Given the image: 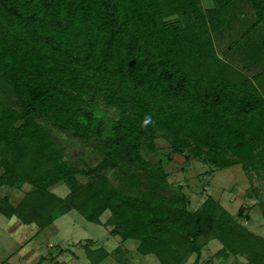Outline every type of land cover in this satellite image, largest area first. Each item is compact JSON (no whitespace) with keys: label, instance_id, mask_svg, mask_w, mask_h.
<instances>
[{"label":"trees","instance_id":"16d2710c","mask_svg":"<svg viewBox=\"0 0 264 264\" xmlns=\"http://www.w3.org/2000/svg\"><path fill=\"white\" fill-rule=\"evenodd\" d=\"M40 121L100 141L101 158L66 163ZM154 131L207 174L240 163L264 182V0H0V188L30 187L15 205L0 197V215L41 231L71 210L92 224L108 210L109 234L158 264H198L211 240L218 259L264 264L242 209L207 197L191 211L183 193L161 194L167 173L141 154ZM114 166L123 192L102 174ZM58 183L62 198L48 190ZM255 191L245 198L264 222Z\"/></svg>","mask_w":264,"mask_h":264},{"label":"rangeland","instance_id":"374dc122","mask_svg":"<svg viewBox=\"0 0 264 264\" xmlns=\"http://www.w3.org/2000/svg\"><path fill=\"white\" fill-rule=\"evenodd\" d=\"M208 2L209 0H201L203 7L208 5ZM230 56L236 57L235 54ZM91 109L106 123L119 117L114 108L99 105ZM40 122L45 127L48 126L45 122ZM104 125L107 134L109 125ZM47 129L66 163L84 170L94 166L101 158L100 141L90 137H77L69 131L49 126ZM152 138V146L144 145L141 154L146 160L160 161L167 173L168 182L172 187L161 192L162 195L183 193L188 199V209L191 211L199 208L207 197L215 200L232 217L242 209L247 219L239 222L251 233L264 239V222L260 212L252 200L245 198V192H248L252 185L257 196L264 200V182L257 180L253 172H244L238 163L207 174L205 172L209 167L204 160L193 159L187 150L181 155L170 153L169 135L154 131ZM117 167L103 170L102 174L109 186L120 187L123 192L127 187H122L112 175V172L120 174ZM77 178L83 181L82 178ZM29 189L26 184L16 189L1 187L0 197H7L10 203L15 205ZM48 190L61 198L67 194V188L62 183L53 185ZM109 216L108 210H105L98 217L99 223L92 224L71 210L55 219L48 227L37 231L34 225H23L14 217L5 218L0 215V264H92V260H100L98 264H158L153 255L143 256L136 251V241L122 242L119 237L111 236V227L103 225ZM219 248L221 245L218 241H209L200 252L198 264H249L243 257L230 256L225 260L214 257ZM104 252L106 256H102ZM193 259L194 255H191L182 264H192Z\"/></svg>","mask_w":264,"mask_h":264},{"label":"crops","instance_id":"0c3cea01","mask_svg":"<svg viewBox=\"0 0 264 264\" xmlns=\"http://www.w3.org/2000/svg\"><path fill=\"white\" fill-rule=\"evenodd\" d=\"M112 236V235H111ZM121 243V242H120Z\"/></svg>","mask_w":264,"mask_h":264}]
</instances>
